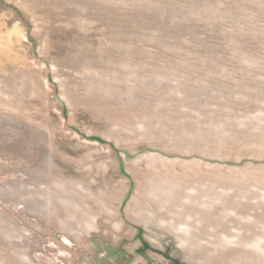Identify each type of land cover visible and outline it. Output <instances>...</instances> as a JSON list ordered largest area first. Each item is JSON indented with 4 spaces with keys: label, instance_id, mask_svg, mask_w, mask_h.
Returning <instances> with one entry per match:
<instances>
[{
    "label": "rangeland",
    "instance_id": "rangeland-1",
    "mask_svg": "<svg viewBox=\"0 0 264 264\" xmlns=\"http://www.w3.org/2000/svg\"><path fill=\"white\" fill-rule=\"evenodd\" d=\"M264 264V0H0V264Z\"/></svg>",
    "mask_w": 264,
    "mask_h": 264
},
{
    "label": "flooded vegetation",
    "instance_id": "flooded-vegetation-1",
    "mask_svg": "<svg viewBox=\"0 0 264 264\" xmlns=\"http://www.w3.org/2000/svg\"><path fill=\"white\" fill-rule=\"evenodd\" d=\"M172 259V264H181L182 262L177 259V258H171ZM178 260V261H177Z\"/></svg>",
    "mask_w": 264,
    "mask_h": 264
},
{
    "label": "trees",
    "instance_id": "trees-1",
    "mask_svg": "<svg viewBox=\"0 0 264 264\" xmlns=\"http://www.w3.org/2000/svg\"><path fill=\"white\" fill-rule=\"evenodd\" d=\"M178 261V260H177ZM181 264H184V263H181Z\"/></svg>",
    "mask_w": 264,
    "mask_h": 264
}]
</instances>
